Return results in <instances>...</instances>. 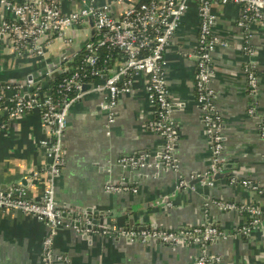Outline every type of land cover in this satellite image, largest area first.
Returning <instances> with one entry per match:
<instances>
[{
  "label": "crops",
  "instance_id": "obj_1",
  "mask_svg": "<svg viewBox=\"0 0 264 264\" xmlns=\"http://www.w3.org/2000/svg\"><path fill=\"white\" fill-rule=\"evenodd\" d=\"M61 1L66 11L79 5L77 0ZM135 2L137 0H98L99 5H109L116 14ZM213 10L217 15L214 33L227 43L217 46L213 53L211 80L214 101L223 120L225 159L238 165V169L231 171L235 176L264 185V141L260 136L264 118V27L259 22L252 24L251 51L248 52L244 49V32L238 25L240 6L214 4ZM198 33V0H191L165 53L167 88L179 134L175 151L179 171L162 165L126 170L118 164L120 157L140 153L149 154L153 164L162 158L163 140L148 126L156 116V108L147 96V76L137 75L133 91L119 96L114 123L108 124L101 106L108 96L105 90L91 88L69 109L63 141L66 163L56 180V203L75 217L80 208L105 211V223L122 227H129L130 216L137 226L168 230L214 224L229 233L226 240L210 248L212 253L222 257V264H264V219L256 233L245 236L238 231L246 224L247 217L225 212L214 204V201L251 203L264 211V192L258 194L231 185L233 174L216 178L213 187L204 185L201 180L193 191L189 185L178 189L181 179L189 183L191 176L205 173L211 164V139L205 132L203 114L196 100L197 70L193 54ZM96 36L91 21L78 28L71 27L66 37H72L73 42L68 44L62 38L52 37L47 46V58L39 61L35 57H18L11 43L0 37V82L37 81L47 69L61 67L84 52L85 45ZM120 61L122 59L117 60L111 72ZM249 62L254 64L258 77L255 94L249 92L245 72ZM252 108L255 109L253 114L250 113ZM46 137L48 131L37 112L6 125L0 134L1 190L26 178L30 184L35 173L46 178L49 158L39 145ZM34 181L29 194L39 199L47 183ZM111 184L138 190L108 192L106 187ZM93 221L100 223V219ZM86 234L60 228L54 240L55 251L70 257L72 264H196L200 252L193 244L171 246L158 241L143 243ZM46 235V225L37 218L0 209V264H36Z\"/></svg>",
  "mask_w": 264,
  "mask_h": 264
},
{
  "label": "built area",
  "instance_id": "obj_2",
  "mask_svg": "<svg viewBox=\"0 0 264 264\" xmlns=\"http://www.w3.org/2000/svg\"><path fill=\"white\" fill-rule=\"evenodd\" d=\"M77 2L78 7L66 11L61 0H0V37L11 43L18 57H35L39 61L47 58V46L52 37L62 38L69 44L73 42V38L66 37V31L71 27L78 28L89 24L91 21L97 31V40L87 43L84 48V51L89 50L84 54V59L86 66H92L91 75L101 77L105 73L104 66L96 67L99 48L108 46L123 53L122 62L117 68L105 77L103 83H93L92 87L93 91L105 90L108 93L107 98L101 103L103 111L107 114L108 124L115 122L119 96L133 91L134 76L146 75L147 96L156 108V116L148 126L163 140L160 162L153 164L150 162L149 154L140 153L120 157L118 164L133 169L162 165L179 171L180 164L175 155L179 134L167 88L165 53L182 24L191 0H137L126 6L120 14L114 13L107 4L99 5L98 0ZM214 4L240 6L238 25L244 32V49L248 52L251 51L252 24L259 22L264 27V0H198L199 33L193 54L197 70L196 100L203 114L205 132L211 139V164L205 173L193 175L190 179L203 177L202 183L210 187L215 186L216 175L225 172L226 163L223 120L214 101L215 92L211 80L214 74L213 53L217 46H226L227 43L214 33L217 19L213 10ZM73 59L61 67L47 69L37 81L0 82V134L8 123L33 112L40 113L41 124L48 131V137L39 142L49 158L46 178L35 173L28 186L13 184L0 190V209L31 215L47 227V235L43 239L36 264H72L70 257L57 253L54 249L55 237L62 227L78 233L128 238L133 242L158 241L171 246L193 244L200 249L196 264H222V257L212 253L210 248L220 240H226L229 233L219 230L214 224L180 230H168L157 226L137 229L122 227L116 223H95L91 219L83 221L81 216L75 217L58 207L55 186L66 163L63 141L68 127V113L71 106L86 93L83 91V85L87 83L84 79L85 69L84 67L73 69L69 66ZM106 62L107 59L104 60V64ZM253 65L249 62L245 68L251 94L257 93L259 87ZM55 70H59L60 74L72 71L71 75L64 76L58 84L57 95L43 90L45 77L52 76ZM254 112L255 109L252 108L250 113ZM260 136L264 141V118L260 124ZM34 179L47 183L39 199H33L29 194L30 188L35 185ZM230 184L245 187L258 194L264 192V185L261 183L235 175L231 176ZM187 185L188 181L183 178L178 183V189H183ZM188 188L191 191L196 189L195 185ZM125 189L135 192L138 190L135 187L112 184L106 187L108 192H122ZM214 204L225 212H237L247 217L246 224L238 231L242 235H253L263 224L264 211L257 204L223 201H214ZM92 226L97 228L93 229Z\"/></svg>",
  "mask_w": 264,
  "mask_h": 264
},
{
  "label": "trees",
  "instance_id": "obj_3",
  "mask_svg": "<svg viewBox=\"0 0 264 264\" xmlns=\"http://www.w3.org/2000/svg\"><path fill=\"white\" fill-rule=\"evenodd\" d=\"M96 40H97V36L94 37L93 41H96ZM88 52H89V50L86 49L84 52L77 55L73 59V61L69 63V66L73 67V69L84 67V69H85L84 73L86 74V78H84L85 81H87V83H95V84L100 83V82L102 83L105 81V77L110 75V72L112 71L117 60L122 59V54H123L118 49H111L108 46H104V47L99 48V50H98L99 60L96 64V67L104 66L105 73L101 77H93L90 73L92 70V66H86L85 65L86 62L84 59V57H85L84 54L88 53ZM105 59H107V62L104 64ZM120 62H119V64H120ZM71 72L72 71L69 70L65 73L59 74L56 77H52V76L45 77V79L43 81V90L46 92H52L54 95H57L56 89H57L58 84L62 81L64 76L71 75ZM0 79H1V76H0ZM39 115H40V113H39Z\"/></svg>",
  "mask_w": 264,
  "mask_h": 264
},
{
  "label": "water",
  "instance_id": "obj_4",
  "mask_svg": "<svg viewBox=\"0 0 264 264\" xmlns=\"http://www.w3.org/2000/svg\"><path fill=\"white\" fill-rule=\"evenodd\" d=\"M59 74H60V71L59 70H55L53 72V74H52V77H56ZM92 87H93V83H85L83 85V91L84 92H87ZM125 169L126 170H133L130 167H126ZM224 169H225V172L216 175V178H218L220 176H227L228 177V176H231L232 174L235 175L234 173H231V171L234 170V169H238V165L237 164H234L232 162L226 161V163L224 164ZM122 180H124V179H122ZM201 180H204V178L203 177H197L196 179H194L191 182H189L188 185L189 186L195 185L197 182H199ZM117 181L115 182V184H117ZM13 184H21V185H24V186H28L29 182H28V179L26 178V179H22V182H17V183H13ZM13 184H11V185H13ZM11 185H9V186H11ZM75 215L78 216V217L81 216V218L83 219V221H86L87 219H91V220H93V219L94 220L100 219V224H101V223H104V219H103L104 217L103 216L105 215V211H97V209H93V208H84V209L80 208L79 211H77V213H75ZM81 226H83V224H81ZM129 227H133V228H137V229H146L148 226H146V225L137 226L135 224L134 218L132 216H130L129 217ZM92 228L93 229H96L97 226H92ZM91 234L92 233H87L86 235H91ZM100 236H103V235H100ZM120 238L126 239V240L130 241V239H128V238H123V237H120ZM262 239L264 240V236L262 237Z\"/></svg>",
  "mask_w": 264,
  "mask_h": 264
}]
</instances>
